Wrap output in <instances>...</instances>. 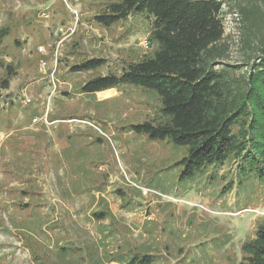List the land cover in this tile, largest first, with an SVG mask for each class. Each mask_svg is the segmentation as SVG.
Segmentation results:
<instances>
[{
    "label": "rangeland",
    "instance_id": "rangeland-1",
    "mask_svg": "<svg viewBox=\"0 0 264 264\" xmlns=\"http://www.w3.org/2000/svg\"><path fill=\"white\" fill-rule=\"evenodd\" d=\"M111 1L0 0L9 32L0 63L16 67L0 89V264H128L143 255L151 264H238L264 217V182L238 183L232 160L180 181L185 148L121 130L155 118L156 95L131 85L81 92L151 50L148 17L108 28L93 20ZM221 1L228 47L214 67L243 74L260 55L259 38L244 39L237 4L249 2ZM92 57L105 64L70 70Z\"/></svg>",
    "mask_w": 264,
    "mask_h": 264
},
{
    "label": "trees",
    "instance_id": "trees-1",
    "mask_svg": "<svg viewBox=\"0 0 264 264\" xmlns=\"http://www.w3.org/2000/svg\"><path fill=\"white\" fill-rule=\"evenodd\" d=\"M247 1L249 5L237 4L244 39L258 37L260 55L239 75H230L234 73L232 67H214L228 47L221 0H112L93 17L106 28L132 14L150 19L146 40L151 50L125 62L118 73L91 77L82 84L81 92L93 94L131 85L156 95L157 116L129 123L121 130L185 148L175 162L180 166V181L232 160L236 162L238 183L249 177L264 182V0ZM8 34L7 29L0 28V43ZM104 64L103 58H86L71 65L70 70L94 71ZM0 66L4 73L0 89H8L16 67L11 63ZM208 175L213 178L215 173ZM233 184L230 181L222 194ZM95 215L106 217L103 212ZM240 250L238 264H264V217ZM127 262L151 264L152 259L133 256Z\"/></svg>",
    "mask_w": 264,
    "mask_h": 264
},
{
    "label": "built area",
    "instance_id": "built-area-1",
    "mask_svg": "<svg viewBox=\"0 0 264 264\" xmlns=\"http://www.w3.org/2000/svg\"><path fill=\"white\" fill-rule=\"evenodd\" d=\"M147 44H148V43H147V40H146L144 45L147 46ZM40 48H41V47H40ZM54 88H55V87H54Z\"/></svg>",
    "mask_w": 264,
    "mask_h": 264
},
{
    "label": "crops",
    "instance_id": "crops-1",
    "mask_svg": "<svg viewBox=\"0 0 264 264\" xmlns=\"http://www.w3.org/2000/svg\"><path fill=\"white\" fill-rule=\"evenodd\" d=\"M110 89H112V88H110ZM115 89V88H114ZM106 90H109V89H106ZM106 90H103V91H106Z\"/></svg>",
    "mask_w": 264,
    "mask_h": 264
}]
</instances>
